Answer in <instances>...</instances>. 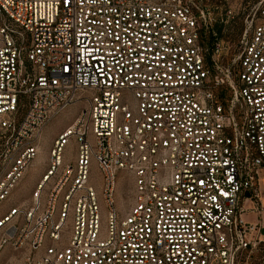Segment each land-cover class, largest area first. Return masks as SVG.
Returning a JSON list of instances; mask_svg holds the SVG:
<instances>
[{"label": "built area", "instance_id": "built-area-1", "mask_svg": "<svg viewBox=\"0 0 264 264\" xmlns=\"http://www.w3.org/2000/svg\"><path fill=\"white\" fill-rule=\"evenodd\" d=\"M260 4L231 57L215 26L233 6L217 19L203 0H0V204L47 125L83 103L0 216L1 247L23 264H264Z\"/></svg>", "mask_w": 264, "mask_h": 264}, {"label": "rangeland", "instance_id": "rangeland-1", "mask_svg": "<svg viewBox=\"0 0 264 264\" xmlns=\"http://www.w3.org/2000/svg\"><path fill=\"white\" fill-rule=\"evenodd\" d=\"M264 0H203V3L210 7L214 12L217 19L224 18V14L230 6L235 7L237 16L234 21L222 23L221 20L216 24L215 29L220 38L230 45V56L233 57L240 50V41L246 28V18L254 15V12L260 7V3ZM259 16V13H258ZM83 103H77L59 116L54 118L44 129L43 134L39 140L41 147L40 154L30 170L28 176L25 178L24 183L16 194L0 204V216L7 213L10 208H14L15 202H21L27 199L32 191L34 185L41 176L44 169V163L48 157V152L52 146L53 141L57 138L59 133L69 125L80 112ZM76 144L74 140H70L65 148V155L70 158L74 155ZM92 180L98 186V170L96 166L92 169ZM125 189V180L122 176L119 178L118 193L121 194ZM0 234V240L1 238ZM27 251L25 249H16L12 244L8 243L1 247L0 244V264H23Z\"/></svg>", "mask_w": 264, "mask_h": 264}]
</instances>
